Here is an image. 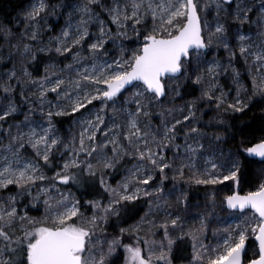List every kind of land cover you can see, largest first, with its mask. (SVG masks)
<instances>
[{"label": "snow or ice", "instance_id": "1", "mask_svg": "<svg viewBox=\"0 0 264 264\" xmlns=\"http://www.w3.org/2000/svg\"><path fill=\"white\" fill-rule=\"evenodd\" d=\"M22 16L0 23V264H264V0Z\"/></svg>", "mask_w": 264, "mask_h": 264}, {"label": "trees", "instance_id": "2", "mask_svg": "<svg viewBox=\"0 0 264 264\" xmlns=\"http://www.w3.org/2000/svg\"><path fill=\"white\" fill-rule=\"evenodd\" d=\"M30 2H32V0H0V23L8 24L15 28L16 27L15 22H16L17 16L20 14L21 11L25 10V8L28 6ZM49 2L52 4H55V3H58L59 0H49ZM33 70L36 73L35 65L33 66ZM254 115L256 116L259 115V111L256 108H254L252 112H249L247 117H243V120L248 121L249 118ZM56 121L58 122L63 121V124H60L62 128L65 127L63 125L65 124L69 125L70 123L69 118H61V119L56 118ZM118 179L119 177L116 176L113 181L115 182ZM194 195H196V193H194Z\"/></svg>", "mask_w": 264, "mask_h": 264}, {"label": "rangeland", "instance_id": "3", "mask_svg": "<svg viewBox=\"0 0 264 264\" xmlns=\"http://www.w3.org/2000/svg\"><path fill=\"white\" fill-rule=\"evenodd\" d=\"M35 2V0H32V2H30L29 4H28V6L25 8V10H27L29 7H30V5L32 4V3H34ZM77 2H79V0H73V3H77ZM56 4V3H55ZM25 10H23V11H21L20 12V14L17 16V19H16V27L15 28H19V29H22L23 28V16H22V13L25 11ZM68 19V17H67V12L65 11V13H64V15L63 16H59V17H51L50 18V22L51 21H55L56 22V29H55V32H48V30L47 29H45V35H44V39L45 40H47L48 39V36L49 35H56V34H59V32H60V30H61V27H63V26H65V22H66V20ZM19 21V22H18ZM66 63L68 62V61H65ZM29 71H32L33 72V74L35 75L36 73L34 72V70H33V67L32 68H30L29 69ZM40 73L39 74H43V66H41L40 67ZM54 95L55 94H50V99H54ZM209 115H212V113H209ZM57 118H59V119H61V118H68V117H57ZM205 118H207V117H205ZM56 119V118H55ZM69 125L67 124H65V125H63V126H65L64 128H62L61 126H60V124H63V121H60V122H58L57 123V128H58V130H59V132H58V134L59 135H61V136H63V137H68L71 133H73V132H75L77 129H76V127L72 124V122H71V120H70V118H69ZM116 176H118L119 177V175L118 174H114L113 176H112V180H111V182L112 183H115L113 180H114V178L116 177ZM74 191H75V189H74Z\"/></svg>", "mask_w": 264, "mask_h": 264}]
</instances>
